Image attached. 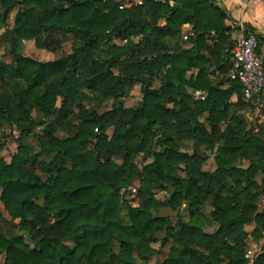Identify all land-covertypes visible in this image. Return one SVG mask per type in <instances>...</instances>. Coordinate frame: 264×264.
Masks as SVG:
<instances>
[{
    "label": "trees",
    "instance_id": "trees-1",
    "mask_svg": "<svg viewBox=\"0 0 264 264\" xmlns=\"http://www.w3.org/2000/svg\"><path fill=\"white\" fill-rule=\"evenodd\" d=\"M6 1L0 27L21 8L6 33L14 65L0 62V89L9 107L42 118L20 126L22 138L39 130L35 149L20 143L9 163L0 157V202L34 247L0 228L2 264H143L138 258L153 253L149 245L159 233L163 245L171 243L164 264H220L222 257L249 264L245 227L264 229V212L258 213L264 124L246 116L239 84L226 78L234 46L229 16L213 0ZM186 24L194 37L184 49L179 38ZM244 28V36L254 33ZM68 35L79 45L63 62L41 63L22 52L26 42L54 51ZM125 37L140 38L148 53L125 65L120 77L113 68L130 50L111 42ZM133 81L142 100L123 119L117 101ZM194 92L205 98L196 100ZM2 99L1 122L8 123ZM110 100L122 118L113 141L105 135L112 114L85 108ZM182 141L192 143L191 156L180 152ZM209 154L213 172L202 170ZM139 155L152 162L138 169ZM134 180L138 207L121 205L118 191ZM154 191H170L169 199L155 200ZM209 197L218 226L212 235L199 219ZM184 203L187 221L177 218L172 226L159 214ZM252 264H264V242Z\"/></svg>",
    "mask_w": 264,
    "mask_h": 264
},
{
    "label": "rangeland",
    "instance_id": "rangeland-1",
    "mask_svg": "<svg viewBox=\"0 0 264 264\" xmlns=\"http://www.w3.org/2000/svg\"><path fill=\"white\" fill-rule=\"evenodd\" d=\"M20 2L22 0H14ZM138 1H134L135 4ZM140 2V1H139ZM6 0H0V15L3 13L4 8L7 7ZM130 4L126 5L127 7ZM124 6V7H126ZM21 7H16L12 9L5 22L3 27H0V62L4 63L5 65H14L12 58L9 55V51L11 46L6 42V33L9 32L13 26L14 18L17 12ZM114 44L115 46H126L130 50L129 54L126 55L124 58H121L120 63L114 66L113 73L115 75H119L123 77V71L125 69V65H128L131 62H136L142 59L144 56L147 55L148 49L141 44V40L138 37H125L124 39L114 38L111 42V45ZM79 43L73 39L71 35H68L64 41L60 43L57 49L52 51L55 46L51 45L52 48H44V49H37L34 46V42H26L23 43L22 52L24 55L31 57L41 63L46 62H63L69 55L72 54L73 48L78 47ZM103 47V46H102ZM104 48V47H103ZM123 64V65H122ZM0 96L3 98L1 103L6 105L10 110V119L8 123L1 122L0 118V157L6 162L9 163L13 155L17 152V148L19 147L20 143L25 144L30 149H35L37 147V142L35 140L34 135L39 133V130L34 131L27 137H21V130L20 126L22 124L27 123L28 119H32L34 121L41 120V115L36 111L32 110L30 114V118L22 115L20 111H17L15 108L9 107L7 104V99L4 97V93L0 89ZM142 100L141 94V85L133 81L131 86L124 89L123 95L118 99V103L122 106L124 110L123 119H127L131 112L138 107ZM85 108L88 110H93L99 113L100 115L112 114L108 118L110 119V127L106 129L105 135L108 141H113L114 139V128L115 125L119 123L122 119L120 118L119 114L115 113L113 108V101H107L103 104L99 105H91L85 104ZM245 110L244 113H246ZM191 142L182 141L178 143V148L181 153L187 156L192 155L191 151ZM112 161L116 162L117 164H121L120 159L112 158ZM152 162V158H145L143 155H139L134 164L138 169H141L146 164ZM243 167H247V163H242ZM183 168L184 165H180V168L177 170V173L183 177ZM215 169L214 164V155L209 154L207 160L202 164L203 171L213 172ZM139 187V181L134 180V182L128 187L127 189H122L118 191L117 199L121 203V205L129 206L132 208L138 207V197H137V190ZM1 193V191H0ZM170 191H154V198L157 201H164L169 199ZM211 198L209 197L207 200L206 205L203 207L202 213L199 216V219L203 223V231L205 234L212 235L218 229L217 224L211 217ZM264 212V199L260 201V205L258 207V213L261 215ZM159 214L163 217L170 218V223L172 226H175L177 223V218H181L185 221L189 218V211H188V204L184 203L180 210L172 211L170 209L161 208ZM0 228L4 232H19L25 243L30 247L34 248L33 245L30 243L28 236L23 234L19 231V221H13L10 216L7 214L5 209L3 208L2 203L0 202ZM245 231L247 232V237L242 243V247L244 249V255L248 260L249 264L253 263V259L255 254L258 253L261 249L262 243L264 242V229L261 228L258 231L254 224L248 225L245 227ZM158 242L150 244L149 247L153 250V253L148 255L145 259L141 260L138 258L139 263L143 264H164L168 255L169 250L171 247V243L168 242L167 244L163 245L164 234L159 233L157 234ZM260 238V239H259ZM70 247L72 244L69 243ZM3 258L0 256V264H2ZM220 264H228L227 260L223 257L221 258Z\"/></svg>",
    "mask_w": 264,
    "mask_h": 264
},
{
    "label": "built area",
    "instance_id": "built-area-1",
    "mask_svg": "<svg viewBox=\"0 0 264 264\" xmlns=\"http://www.w3.org/2000/svg\"><path fill=\"white\" fill-rule=\"evenodd\" d=\"M226 78L239 84L242 99L247 105L246 116L257 118L264 124V61L254 34H243L234 42ZM204 98L202 93L196 95L197 100Z\"/></svg>",
    "mask_w": 264,
    "mask_h": 264
},
{
    "label": "crops",
    "instance_id": "crops-1",
    "mask_svg": "<svg viewBox=\"0 0 264 264\" xmlns=\"http://www.w3.org/2000/svg\"><path fill=\"white\" fill-rule=\"evenodd\" d=\"M137 1L138 4L142 3V0ZM213 2L229 16L226 26L232 29L234 42L244 34L245 26L254 32L253 34L259 39V52L264 61V0H213ZM170 5H172V2H170ZM192 37H194L192 27L187 24L183 25L179 43L184 49L190 47L187 41ZM233 37H236V39ZM198 93L202 92H194L195 99ZM235 100V98H232L233 102Z\"/></svg>",
    "mask_w": 264,
    "mask_h": 264
},
{
    "label": "water",
    "instance_id": "water-1",
    "mask_svg": "<svg viewBox=\"0 0 264 264\" xmlns=\"http://www.w3.org/2000/svg\"><path fill=\"white\" fill-rule=\"evenodd\" d=\"M234 39H236V37H233Z\"/></svg>",
    "mask_w": 264,
    "mask_h": 264
}]
</instances>
